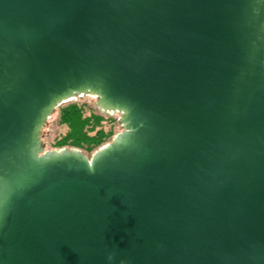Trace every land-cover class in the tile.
<instances>
[{
	"label": "water",
	"instance_id": "obj_1",
	"mask_svg": "<svg viewBox=\"0 0 264 264\" xmlns=\"http://www.w3.org/2000/svg\"><path fill=\"white\" fill-rule=\"evenodd\" d=\"M81 94L121 130L45 149ZM121 261L264 264V0H0V264Z\"/></svg>",
	"mask_w": 264,
	"mask_h": 264
},
{
	"label": "trees",
	"instance_id": "obj_2",
	"mask_svg": "<svg viewBox=\"0 0 264 264\" xmlns=\"http://www.w3.org/2000/svg\"><path fill=\"white\" fill-rule=\"evenodd\" d=\"M51 118L56 119L59 129L49 146L78 148L88 156L111 141L116 127L121 130L117 118L99 114L82 100L61 103Z\"/></svg>",
	"mask_w": 264,
	"mask_h": 264
},
{
	"label": "rangeland",
	"instance_id": "obj_3",
	"mask_svg": "<svg viewBox=\"0 0 264 264\" xmlns=\"http://www.w3.org/2000/svg\"><path fill=\"white\" fill-rule=\"evenodd\" d=\"M76 100H82V101H86L90 106L94 107L95 110L102 115H107V116H112L117 118V120L119 119V113L116 111H106L101 109L97 103H96V98L93 95H87V94H81L79 96H76L70 100L67 101H76ZM65 101V102H67ZM63 102V103H65ZM54 113V112H53ZM53 113L51 114V116L47 119V121L45 122L43 128H42V141L44 143L45 148H50L52 149V146H49V144H51V142L53 141L54 137L58 134V129H59V125L56 122V119L51 118ZM119 122V121H118ZM120 124V123H119ZM121 127V126H120ZM116 132L119 131L118 127H116ZM52 147V148H51ZM74 148V147H73ZM53 149H58V148H53Z\"/></svg>",
	"mask_w": 264,
	"mask_h": 264
},
{
	"label": "clouds",
	"instance_id": "obj_4",
	"mask_svg": "<svg viewBox=\"0 0 264 264\" xmlns=\"http://www.w3.org/2000/svg\"><path fill=\"white\" fill-rule=\"evenodd\" d=\"M114 256H115V253H111V254H109V256H108V259L111 261V260L114 259ZM121 264H123V261H121Z\"/></svg>",
	"mask_w": 264,
	"mask_h": 264
}]
</instances>
